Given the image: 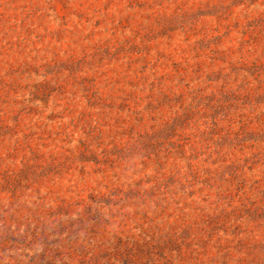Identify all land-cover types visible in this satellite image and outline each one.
I'll list each match as a JSON object with an SVG mask.
<instances>
[{
  "label": "rangeland",
  "instance_id": "374dc122",
  "mask_svg": "<svg viewBox=\"0 0 264 264\" xmlns=\"http://www.w3.org/2000/svg\"><path fill=\"white\" fill-rule=\"evenodd\" d=\"M0 264H264V0H0Z\"/></svg>",
  "mask_w": 264,
  "mask_h": 264
}]
</instances>
